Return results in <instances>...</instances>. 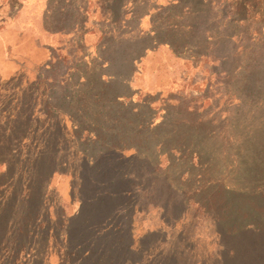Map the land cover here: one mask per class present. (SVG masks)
I'll use <instances>...</instances> for the list:
<instances>
[{
  "label": "rangeland",
  "instance_id": "obj_1",
  "mask_svg": "<svg viewBox=\"0 0 264 264\" xmlns=\"http://www.w3.org/2000/svg\"><path fill=\"white\" fill-rule=\"evenodd\" d=\"M170 3L0 0V264H251L242 257L252 253L264 262L261 244L219 235L198 184L170 175L165 148H152L166 114L163 133L178 121L199 124L216 139L205 144L215 156L233 153L236 121L251 130L244 118L264 115L250 97L251 115L242 111L227 88L235 79L217 63L152 47L187 32L215 62L250 56L240 38L219 50L213 17L200 33L167 32L200 20L178 17Z\"/></svg>",
  "mask_w": 264,
  "mask_h": 264
},
{
  "label": "trees",
  "instance_id": "obj_2",
  "mask_svg": "<svg viewBox=\"0 0 264 264\" xmlns=\"http://www.w3.org/2000/svg\"><path fill=\"white\" fill-rule=\"evenodd\" d=\"M169 1L171 10L179 12L178 17L184 19L195 17L200 20L194 22L195 24L189 23L185 26L182 24L183 22L173 23L174 26H171L167 32L178 33V31L188 28L190 29L189 33H194V31L200 33L203 32L201 23L213 17L220 29V34H215V38L221 43L219 50L223 52L227 50L226 47L229 48L227 51L234 50L237 47L235 39L240 38L244 52L250 56L244 61H236L231 53L222 54L215 57V62L201 45H194L191 42L187 32H184L177 42L172 40L175 34L170 35L169 39L166 36L157 38L154 41L155 46L152 47L155 49L161 45H169L178 56L183 52L182 49H186L191 54L190 59H205L214 65L217 63L219 74L223 73L235 79L234 83L227 85V88L231 95L239 101L242 111H245L246 103H249L247 97H250L251 101L261 100L264 111V0ZM116 7H119L117 14L124 15L121 13L122 4ZM202 36L203 41L215 39L210 35L202 34ZM145 39L147 40V38ZM148 41L149 39L147 43ZM254 44L259 47L261 52L259 57L251 55L256 52L251 46ZM109 65L113 66L114 62L111 61ZM128 65L134 67V59H131ZM111 99L105 101L108 107L117 103L114 98ZM118 105L122 107L121 104ZM254 106L255 104L252 102L250 108L256 109ZM167 110L171 111L170 107ZM245 113L251 115L250 111H245ZM166 116V121L155 126L151 131L152 148L158 145L165 148L163 152L171 158L172 167L168 173L174 178H178V181L184 179L186 183L194 179L193 184H198L197 187L200 188L203 195L202 199L199 197L197 201L199 200L200 206L205 205L215 216V227L219 235L247 237L264 246V115L257 119L254 116L243 117L245 123L249 121L253 124L251 130L242 127L239 121H236L234 124L238 133L230 135L231 144H234L233 153L219 154L218 156L214 155L213 150L207 149L209 145H205L207 141L215 138L211 135L208 138V133L199 124H193L191 121H187L188 123L178 121L177 125L173 126L171 133H163L166 129L165 124L170 121L171 113ZM185 120L189 119L185 118ZM151 131H146L141 139L148 140ZM121 142L122 139L110 141V144L111 147L116 148ZM188 145L190 147H186ZM231 154H234L233 163L228 161ZM106 157L110 156L106 154ZM154 158L160 162L159 155ZM181 164L192 170L181 171ZM129 178L128 176L127 179ZM17 248H15V252L18 254L21 249L17 250ZM233 255L240 259L239 253L236 251H233ZM252 256L251 260L248 256L242 257V259L246 263L264 264L261 257L253 253Z\"/></svg>",
  "mask_w": 264,
  "mask_h": 264
}]
</instances>
